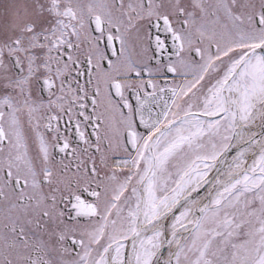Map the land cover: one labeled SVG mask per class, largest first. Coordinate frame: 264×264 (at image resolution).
Listing matches in <instances>:
<instances>
[{"label": "snow or ice", "instance_id": "snow-or-ice-1", "mask_svg": "<svg viewBox=\"0 0 264 264\" xmlns=\"http://www.w3.org/2000/svg\"><path fill=\"white\" fill-rule=\"evenodd\" d=\"M0 264H264V0H0Z\"/></svg>", "mask_w": 264, "mask_h": 264}]
</instances>
